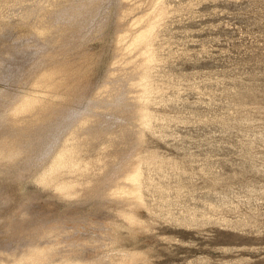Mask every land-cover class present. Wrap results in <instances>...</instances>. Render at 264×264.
Wrapping results in <instances>:
<instances>
[{
  "label": "rangeland",
  "instance_id": "374dc122",
  "mask_svg": "<svg viewBox=\"0 0 264 264\" xmlns=\"http://www.w3.org/2000/svg\"><path fill=\"white\" fill-rule=\"evenodd\" d=\"M77 262L264 264V0H0V264Z\"/></svg>",
  "mask_w": 264,
  "mask_h": 264
},
{
  "label": "bare ground",
  "instance_id": "6f19581e",
  "mask_svg": "<svg viewBox=\"0 0 264 264\" xmlns=\"http://www.w3.org/2000/svg\"><path fill=\"white\" fill-rule=\"evenodd\" d=\"M64 1H66L67 2V0H64ZM70 1V0H69ZM31 2V1H30ZM72 2V1H71ZM21 3V2H20ZM74 3V2H73ZM48 5V4H47ZM52 6H53V4H52ZM61 6V5H60ZM67 7V6H66ZM59 8V7H58ZM52 9V8H51ZM72 9V8H71ZM59 10H60V8H59ZM70 10V9H69ZM73 10V9H72ZM53 11V10H52ZM55 11V10H54ZM36 13V12H35ZM33 14V13H32ZM42 14V13H41ZM47 14V13H46ZM34 15V14H33ZM36 15V14H35ZM54 15V14H53ZM53 15H51V16H53ZM6 16V15H5ZM47 16V15H46ZM57 16V15H56ZM37 17V16H36ZM59 17V16H58ZM42 18V17H41ZM44 18V17H43ZM47 18H48V16H47ZM53 18V17H52ZM32 19V18H31ZM36 20V19H35ZM44 20V19H43ZM52 20V19H51ZM63 20V19H62ZM41 21H42V19H41ZM40 21V22H41ZM48 21H49V19H48ZM37 22V21H36ZM42 23V22H41ZM45 23V22H44ZM50 23V22H49ZM48 23V24H49ZM56 23H57V21H56ZM42 25V24H41ZM34 26V25H33ZM37 26V25H36ZM54 27V26H53ZM68 27V26H67ZM39 28H40V31H41V29L43 30V31H47V30H49V28H48V26L47 27H45L44 25H42V26H40L39 25ZM51 28V27H50ZM38 29V28H37ZM62 29V28H61ZM70 29V28H69ZM59 30V29H58ZM149 30V29H148ZM39 31V30H38ZM65 31V30H64ZM63 31V32H64ZM48 32V31H47ZM54 32V31H53ZM59 33V32H58ZM146 33H147V30H141L140 32H138L134 37H133V44H135L136 42H139V40L141 39V38H143L145 35H146ZM149 33V32H148ZM152 33V32H151ZM41 34V33H40ZM63 34V33H62ZM66 34H68V33H66ZM47 35H48V33H47ZM52 35H53V33H52ZM148 35V34H147ZM146 35V36H147ZM151 35V34H150ZM54 36V35H53ZM51 38V37H50ZM53 38V37H52ZM145 39V38H144ZM141 42V41H140ZM143 43V42H142ZM138 44V43H137ZM134 46V45H133ZM54 72V71H53ZM49 74V73H48ZM56 75V74H55ZM48 77H50V76H48ZM43 79V78H42ZM50 80H52V79H50ZM40 82V81H39ZM43 83V82H42ZM146 88V87H145ZM36 100V99H35ZM38 100V99H37ZM39 101V100H38ZM26 102V101H25ZM32 101H28V102H26V105H28V104H30ZM34 102V101H33ZM40 104V103H39ZM26 105H23V106H25L26 107ZM48 106V105H47ZM38 107V106H37ZM43 107V106H42ZM41 107V108H42ZM30 108V107H29ZM34 108H35V106H34ZM33 108V110H35ZM20 109V108H19ZM22 109V108H21ZM26 109V108H25ZM45 109V108H44ZM34 114V113H33ZM22 115V114H21ZM31 115V114H30ZM29 115V116H30ZM20 116V115H19ZM24 116V115H23ZM37 116V115H36ZM39 116V115H38ZM19 118V117H18ZM37 118V117H36ZM39 118V117H38ZM15 119V118H14ZM33 119V118H32ZM42 119H43V117H42ZM87 119V118H86ZM11 120V119H10ZM18 120V119H17ZM28 120H30V119H28ZM41 120V119H40ZM88 120V119H87ZM87 120H85V121H87ZM90 120V119H89ZM12 121V120H11ZM94 121V120H93ZM98 121V120H97ZM22 122V121H21ZM83 122V121H82ZM88 122L89 121H87V125H88ZM94 122H96V121H94ZM92 123V125L93 124H96V123ZM100 122V121H99ZM82 124V123H81ZM85 124V125H86ZM82 125H84V123L82 124ZM89 126V125H88ZM88 126H86V127H88ZM94 127H95V125H94ZM83 128V127H82ZM90 128V127H89ZM77 129V128H76ZM80 129V128H79ZM92 129V128H91ZM98 129H100V128H98ZM90 130V129H89ZM116 130V129H115ZM76 131V130H75ZM98 131H100V130H98ZM103 131V130H102ZM102 131H100V133L102 132ZM82 132V134H83V131H81ZM81 132H79L80 134H81ZM86 132V131H85ZM89 132H91V130L89 131ZM88 132V133H89ZM93 132V131H92ZM94 133V132H93ZM99 133V134H100ZM108 133V132H107ZM107 133H106V135H107ZM112 133H113V131H112ZM111 132H110V134H112ZM120 133V132H119ZM76 134V133H75ZM75 134H74V137H75ZM80 134H77V135H80ZM91 134V133H90ZM97 134H98V132H97ZM98 134V135H99ZM109 134V133H108ZM115 134V133H114ZM95 135V134H94ZM101 135V134H100ZM91 136L93 137V135L91 134ZM90 136V137H91ZM95 136H97V135H95ZM104 136V134L101 136V137H103ZM110 136V135H109ZM115 136H116V134H115ZM76 137H78L79 138V136H76ZM98 137V136H97ZM96 137V138H97ZM87 138V137H86ZM109 137H107V139H108ZM113 138V137H112ZM76 139V138H75ZM74 139V140H75ZM84 139V138H83ZM89 139V138H88ZM92 139V138H91ZM98 139H100V137L98 138ZM97 139V140H98ZM105 139H106V137H105ZM104 139V140H105ZM15 140H17V139H15ZM70 140V139H69ZM73 140V141H74ZM77 140V139H76ZM80 140V139H79ZM85 140V139H84ZM81 141H83V140H81ZM87 141V140H86ZM85 141V142H86ZM90 141V140H89ZM108 141H110V140H108ZM12 142V141H11ZM19 143V142H18ZM65 143V142H64ZM70 143V142H69ZM105 143L106 144H108V142H106L105 141ZM14 144V143H13ZM72 144V143H71ZM87 144V143H86ZM74 145H75V143H74ZM74 145H72V147L74 146ZM76 145H77V143H76ZM82 145V144H81ZM80 145V146H81ZM102 146H103V144H101ZM101 145H100V147H101ZM7 146V145H6ZM15 147H16V144L14 145ZM86 146V145H85ZM20 147V146H19ZM72 147H68L67 146V144L60 150V152L58 153V155H57V157H56V159H55V161H54V163L52 164V169L53 168H55L56 169V167L58 168V167H62V166H66L67 167V165H73V163H72V160H74V157H76V155H77V153L79 152V150H78V152H77V150L75 149V146L72 148ZM17 148V147H16ZM77 148V147H76ZM81 148V147H80ZM14 149V148H13ZM82 149H85L84 147L82 148ZM87 149V148H86ZM85 149V150H86ZM101 149V148H100ZM18 150V149H17ZM9 151V150H8ZM19 151V150H18ZM18 151H16V152H18ZM85 152V151H84ZM4 153V152H3ZM81 153V152H80ZM80 153L78 154V155H80ZM87 153V152H86ZM11 154V153H10ZM85 154V153H84ZM84 154L83 155H81V156H84ZM6 157V156H5ZM90 157H92V156H90ZM90 157H86V158H89V159H92V158H90ZM78 158H79V156H78ZM97 158V157H96ZM89 159L87 160V162L89 161ZM101 159V158H100ZM77 160V159H76ZM85 160V159H84ZM97 160V159H96ZM3 161V160H2ZM5 161V160H4ZM80 161V160H79ZM83 161V160H82ZM82 161H81V163H82ZM93 161V160H92ZM95 161V160H94ZM98 161V160H97ZM85 163H86V161H84ZM101 162V161H100ZM102 162H103V160H102ZM84 163V164H85ZM93 163V162H92ZM92 163H91V165L89 166V167H91L92 166ZM106 163V162H105ZM104 163V164H105ZM98 164V163H97ZM103 164V165H104ZM80 165V164H79ZM101 165V164H100ZM69 167V166H68ZM79 167V166H78ZM64 168V167H63ZM86 168V167H85ZM69 169V168H68ZM52 172V171H51ZM62 172V171H61ZM139 173L140 172H138V170L137 171H135V172H133L131 175H130V178L132 179V181L134 180H136V179H138L139 178ZM55 174V173H54ZM141 175V174H140ZM43 176V175H42ZM46 177H47V175H45ZM48 177H49V175H48ZM48 177H47V179H48ZM45 179V178H44ZM47 179H45V180H47ZM49 180H51V179H49ZM48 180V181H49ZM54 181V180H53ZM68 181V180H67ZM69 182V181H68ZM47 183V182H46ZM63 184V183H62ZM70 184V183H69ZM77 184V183H76ZM61 186V185H60ZM75 186V185H74ZM62 187V186H61ZM66 187H68L67 185H66ZM36 254V253H35ZM18 260V259H17ZM24 261V260H23ZM23 263V262H22ZM77 264H78V262H77Z\"/></svg>",
  "mask_w": 264,
  "mask_h": 264
}]
</instances>
